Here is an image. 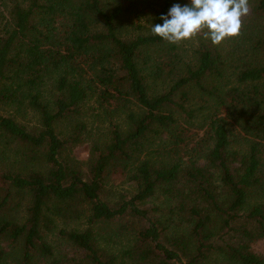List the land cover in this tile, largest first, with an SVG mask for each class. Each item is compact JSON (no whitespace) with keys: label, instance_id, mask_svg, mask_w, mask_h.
Instances as JSON below:
<instances>
[{"label":"trees","instance_id":"trees-1","mask_svg":"<svg viewBox=\"0 0 264 264\" xmlns=\"http://www.w3.org/2000/svg\"><path fill=\"white\" fill-rule=\"evenodd\" d=\"M174 4L0 0V264H264V0L187 61L152 32Z\"/></svg>","mask_w":264,"mask_h":264},{"label":"clouds","instance_id":"clouds-1","mask_svg":"<svg viewBox=\"0 0 264 264\" xmlns=\"http://www.w3.org/2000/svg\"><path fill=\"white\" fill-rule=\"evenodd\" d=\"M250 12V0H190L189 5L174 4L163 24L152 27L153 34L166 42L191 41L203 34L215 46L241 35L243 18Z\"/></svg>","mask_w":264,"mask_h":264},{"label":"rangeland","instance_id":"rangeland-1","mask_svg":"<svg viewBox=\"0 0 264 264\" xmlns=\"http://www.w3.org/2000/svg\"><path fill=\"white\" fill-rule=\"evenodd\" d=\"M244 19V18H243ZM142 22V21H141ZM143 23V22H142ZM199 37V36H198ZM196 37L191 41H185L177 43L180 46V52L182 53L183 57L187 60L192 58L193 51L198 47V43L200 42L199 38ZM73 156L80 162L87 161L90 156V145L88 143L77 147L73 150ZM112 187L117 192L121 191H132L133 188L130 186L129 183L124 181V178L121 175H118L114 178ZM149 208H164L166 206L165 201L161 197H156L150 200L147 204ZM60 228H66L67 230H83L84 224L82 223H64L61 222L59 224ZM98 238L102 241L104 247H107L109 251L114 253H119L120 251L124 250L130 245V238L120 231L118 224H100L94 228ZM54 245L58 249V244L60 243L56 237L52 238ZM60 246V245H59ZM60 248H64L62 245ZM254 250L258 254L264 257V242L260 241L254 245Z\"/></svg>","mask_w":264,"mask_h":264}]
</instances>
